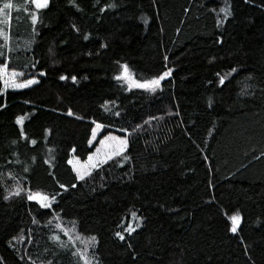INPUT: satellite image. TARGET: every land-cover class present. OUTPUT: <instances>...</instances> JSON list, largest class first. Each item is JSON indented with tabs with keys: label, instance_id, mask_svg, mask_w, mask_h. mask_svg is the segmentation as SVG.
I'll return each mask as SVG.
<instances>
[{
	"label": "trees",
	"instance_id": "16d2710c",
	"mask_svg": "<svg viewBox=\"0 0 264 264\" xmlns=\"http://www.w3.org/2000/svg\"><path fill=\"white\" fill-rule=\"evenodd\" d=\"M11 17L0 63L39 83H0V264H84L59 222L93 264H264V0H49L35 24ZM124 64L172 72L152 92L117 80ZM107 132L126 149L77 179L71 155Z\"/></svg>",
	"mask_w": 264,
	"mask_h": 264
},
{
	"label": "snow or ice",
	"instance_id": "6c2138e0",
	"mask_svg": "<svg viewBox=\"0 0 264 264\" xmlns=\"http://www.w3.org/2000/svg\"><path fill=\"white\" fill-rule=\"evenodd\" d=\"M49 0H23L21 4H14L13 0H6L0 6V38L3 39L4 44L0 46V48H7L10 41H11V16H10V10L14 7L17 8V11L23 10L28 13V16L30 17V20L33 24H35L39 19L40 10L45 9L48 7ZM113 7L115 5H112ZM221 12L224 13L225 18L232 15V12L230 10V6H226L224 8L220 9ZM19 22V18H17ZM145 24H147L148 20L147 18H144ZM8 26V30H4V26ZM73 28H76V25H72ZM79 31V29H76ZM85 39H88V36L84 37ZM28 44H31V41L28 42ZM11 50V49H9ZM4 56L3 51H0V57ZM7 59V58H6ZM165 60H167V57H165ZM35 65H33L34 67ZM122 73L121 75L117 76L116 79H124L129 82V84L132 87L138 88V89H144L146 91H152L155 92L158 88L161 87V81L165 80L170 73L172 72V69H168V71L164 72L162 75L158 77H152L151 79H145V80H136L132 77V75L129 73L128 65L124 64L121 65ZM237 70L234 68L232 69V72H236ZM23 73L17 72L15 70L9 71V65L7 63H0V81H3L4 86L6 88H27L31 85L38 84L39 81L35 78L27 79L23 83H17L16 77L21 76ZM43 75V73H41ZM61 80L66 79V77L61 76ZM72 79L75 81L76 77H72ZM225 81V77H220V83L223 84ZM107 103V102H106ZM211 106V105H210ZM105 110L108 111L107 107H105ZM69 114L71 115V110H69ZM115 115H119V113H115ZM23 118L18 117L17 123H22ZM95 124V127L92 129V136L93 138L96 137L97 130L104 127L101 123H98L96 121H93ZM21 135H26L23 131L21 132ZM118 141V144H112L111 142ZM15 143V141L13 142ZM32 144H35L36 141L32 140ZM89 144H92V140H89ZM127 144V140L120 138V137H114V136H105L104 139L99 141V147L96 148L95 153H90L83 163L80 162L79 157H76L75 161L69 160L68 163L73 165L74 170L77 173V179L84 180L86 176H91L92 170L99 168L100 165L106 163L108 160L112 159L113 156L120 155L124 151V147ZM73 152H75V149H73ZM101 154H103V158H101ZM35 159V158H33ZM124 159H128V157H124ZM27 171V169H25ZM72 187H76V185H72ZM60 188H65V185L60 184ZM22 191H25L22 187H17L15 191V195L19 196ZM9 195H13V193H9ZM58 195V194H57ZM4 199H8V196H5ZM28 199L29 200H37L40 202L42 207L48 208L50 207V200H55V195H52L49 197L48 195L42 194L40 192L33 193L31 189L28 190ZM132 216L135 217L136 213L133 212ZM241 220V217L239 214L233 215L231 217L232 227L231 232L236 233L239 222ZM35 222V221H34ZM135 229L129 228V231H134ZM67 235V233H65ZM117 236H119L121 239H124V236L121 233H117ZM15 239V238H13ZM53 239L60 241V237L58 235H54ZM90 240L93 242V245L95 243L96 238L91 237ZM69 241H72V237L69 236ZM60 247L62 249L67 250L68 245L64 242H60ZM74 256H79V259L84 261V264H93V260H90L86 253L81 251L80 249H77L75 252L72 253ZM49 264H52V262H49ZM98 264V262H96Z\"/></svg>",
	"mask_w": 264,
	"mask_h": 264
},
{
	"label": "rangeland",
	"instance_id": "374dc122",
	"mask_svg": "<svg viewBox=\"0 0 264 264\" xmlns=\"http://www.w3.org/2000/svg\"><path fill=\"white\" fill-rule=\"evenodd\" d=\"M4 2H6V0H0V6H2V4H3ZM15 4H19V3L16 2ZM13 9H17V8L14 7ZM13 9L10 10V16H11V12H12ZM14 11H15V10H14ZM11 18H12V17H11ZM15 18H16V20H17V18H20V17H19V14H16V15H15ZM4 30H5V31L8 30V26H7V25L4 26ZM0 39H1V38H0ZM3 63H6V62H3ZM11 70H15V71H17V72H21V73H23V75H21V76H17V77L15 78L17 83H23V82H24L25 80H27V79L35 78V77H29V76H27L25 72H22V71H20V70H18V69H14V68L9 67V71H11ZM35 79H36V78H35ZM0 83H1V86H2V90H7V89H21V88H11V87L6 88V87L4 86L3 81H0ZM94 127H95V125L93 126V128H94ZM93 128H92V129H93ZM102 128H103V127H102ZM102 128H100V129L97 130V134H96V137H95V138H93V136H92V131H91L90 140H92V142H94V141L96 140L97 136L102 132ZM105 136L120 137V138H123V139H126V140H127V136H126V134L122 135V134H118V133H116V132H107V133L104 134L100 139H98V141H97V143H96V145H95V147H94V150H93L91 153H95L96 148L100 146V145H99V141L102 140V139H104ZM111 143H112V144H118V141H113V142H111ZM126 146H127V144H126ZM126 146L124 147V150L126 149ZM123 152H124V151H123ZM123 152H122V153H123ZM87 157H88V156H87ZM101 158H103V154H101ZM75 159H76V156H75V155H71V157H70L69 160H73V161H75ZM86 159H87V158H86ZM86 159H85V160H81V159H79V160H80L81 163H83L84 161H86ZM71 166H72V168H73V165H72V164H71ZM73 170H74V168H73ZM74 172H75V174H76V176H77V173H76L75 170H74ZM35 193H37V192H35ZM38 202H39V201H38ZM233 215H236V214H233ZM233 215H232V216H233ZM232 216H231V217H232ZM57 225L59 226V228H60L64 233H67V236H68V237H69V236L72 237V240H73V242H74L75 244L78 242V243H79V248H78V249H80L81 251L85 252L86 255L88 256V250H89L90 241H89L88 239H85V238H82V237L78 236V235L76 234L75 230H74L72 227L68 226V225H65V224L60 223V222L57 223Z\"/></svg>",
	"mask_w": 264,
	"mask_h": 264
}]
</instances>
